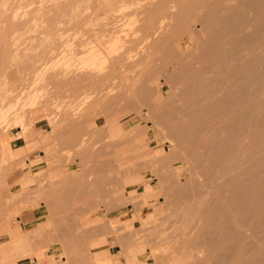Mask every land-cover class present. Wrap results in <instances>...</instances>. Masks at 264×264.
Returning <instances> with one entry per match:
<instances>
[{
  "label": "rangeland",
  "instance_id": "rangeland-1",
  "mask_svg": "<svg viewBox=\"0 0 264 264\" xmlns=\"http://www.w3.org/2000/svg\"><path fill=\"white\" fill-rule=\"evenodd\" d=\"M133 1L0 0V217L15 179L17 215L44 216L9 245L264 264V0Z\"/></svg>",
  "mask_w": 264,
  "mask_h": 264
},
{
  "label": "crops",
  "instance_id": "crops-1",
  "mask_svg": "<svg viewBox=\"0 0 264 264\" xmlns=\"http://www.w3.org/2000/svg\"><path fill=\"white\" fill-rule=\"evenodd\" d=\"M27 149L25 143L20 138H15L14 140H8V147L5 151L6 159L9 161L16 162L18 160L24 159L27 156ZM28 169L24 168L21 171V174H26ZM24 179L23 181L19 180V183L26 185L31 183L29 180ZM16 179L13 181L9 191V206L3 212V216L0 217V264H53L55 261L51 259L50 255L34 256L41 259L37 260L36 257H31L30 253L17 254L16 246H10V241L15 236H25V232H30L34 230L36 226L41 224V220L44 217L41 210H26L23 211L20 216L17 215L16 204L12 202V195H15L16 192ZM11 198V199H10ZM16 223V224H15ZM99 240V241H98ZM116 241V238L113 237H101L97 238L91 244V247H88V263L92 264L89 257L94 256L95 254H107L111 264H125V258H122V251L117 245H112V242ZM44 254V253H43ZM42 254V255H43Z\"/></svg>",
  "mask_w": 264,
  "mask_h": 264
},
{
  "label": "bare ground",
  "instance_id": "bare-ground-1",
  "mask_svg": "<svg viewBox=\"0 0 264 264\" xmlns=\"http://www.w3.org/2000/svg\"><path fill=\"white\" fill-rule=\"evenodd\" d=\"M134 5H138V3L135 2V1H133V0H126V3H124L123 6H121V7H122L121 9H124V8L127 9V8H129L130 6H134ZM54 12H55V11H54ZM12 18H13V17H12ZM19 20H20V19H19ZM24 21H25V20H24ZM18 22H19V21H18ZM25 22H26V21H25ZM19 24H20V23H19ZM13 25H14V23H13ZM17 25H18V23H17ZM17 25H16V26H17ZM22 25H23V24H22ZM110 42H111V43L109 44V45H110L109 48H110V51L113 52V51L116 50V45H114V42H112V41H110ZM86 45H87V44H86ZM111 45H112V46H111ZM84 46H85V44H84ZM84 46H83V47H84ZM94 46H95V45H94ZM120 46H121V45H119V47H120ZM83 47H82V48H83ZM119 47H118V49L121 48V47H120V48H119ZM87 51H88V49H87ZM99 51H100V49H99ZM107 51H108V50H107ZM110 51H109V53H110ZM96 53H97V51H94V52L90 51V54H91V55H90V54H89V55L91 56V58H92V57H96V56H97ZM87 54H88V53H87ZM99 54H100V53H99ZM86 57H87V56H86ZM88 58H89V57H88ZM103 58H104V56H103ZM62 59H63V58H62ZM71 59H72V58H71ZM85 59H86V58H85ZM64 60H66V59H64ZM88 60L90 61L91 59L89 58ZM92 60H94V59H92ZM100 60H101V59H100ZM89 61L87 62V59H86V60H85L86 63L84 62V65H85V66H86V65L91 66V65H90L91 63L89 64ZM96 61H98V60H96ZM94 62H95V61H94ZM94 62H93V65H95V64L97 63V62H95V64H94ZM99 62H100V61H99ZM99 62H98V64H99ZM101 62H102V61H101ZM67 63H68V62H67ZM87 63H88V64H87ZM103 63H104V62H103ZM82 65H83V64H82ZM96 65H97V64H96ZM99 65H100V64H99ZM85 66H84V67H85ZM86 67H87V66H86ZM91 67H92V66H91ZM93 67H95V66H93ZM93 67H92V68H93ZM89 68H90V67H89ZM38 76H39V75H38ZM37 80H38V79H37ZM26 96H27V95H26ZM30 96H31V95H30ZM35 99H36V98H35ZM33 101H34V100H33ZM34 102H35V101H34ZM34 102H33V103H34ZM30 103H31V102H30ZM33 103H32V104H33ZM30 105H31V104H30ZM0 115L2 116V114H0ZM3 115H4V114H3ZM1 118H2V117H1ZM3 118H4V117H3ZM14 125H15V124H14ZM5 127H6V126H5ZM10 128H11V127H10ZM3 129H4V128H3ZM72 250H73V249H72ZM68 251H69V250H68ZM72 252H73V251H72ZM69 257H70V256H69ZM72 260H73V259H72ZM71 262H72V261H71ZM73 264H74V263H73Z\"/></svg>",
  "mask_w": 264,
  "mask_h": 264
}]
</instances>
